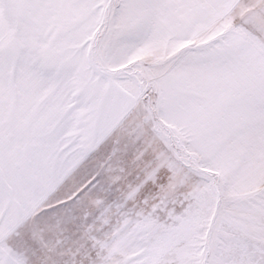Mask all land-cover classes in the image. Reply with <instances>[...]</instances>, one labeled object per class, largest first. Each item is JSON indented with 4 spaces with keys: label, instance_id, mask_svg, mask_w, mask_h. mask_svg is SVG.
<instances>
[{
    "label": "snow or ice",
    "instance_id": "obj_1",
    "mask_svg": "<svg viewBox=\"0 0 264 264\" xmlns=\"http://www.w3.org/2000/svg\"><path fill=\"white\" fill-rule=\"evenodd\" d=\"M0 264H264V0H0Z\"/></svg>",
    "mask_w": 264,
    "mask_h": 264
}]
</instances>
